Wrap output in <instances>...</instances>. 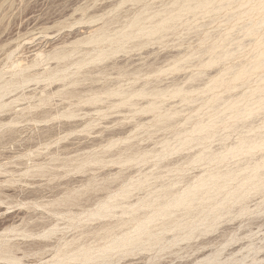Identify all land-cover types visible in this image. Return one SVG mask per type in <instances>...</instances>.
Segmentation results:
<instances>
[{
  "label": "bare ground",
  "instance_id": "1",
  "mask_svg": "<svg viewBox=\"0 0 264 264\" xmlns=\"http://www.w3.org/2000/svg\"><path fill=\"white\" fill-rule=\"evenodd\" d=\"M131 1L135 4L139 2L142 3L141 0H123L122 2L124 4ZM255 1H257V4L253 5ZM170 2V6H168L169 4L167 5V3L165 4L167 5V8H163V10L161 9V11L157 10L158 12L153 14L151 13L149 15H147L146 13L148 12V10H151L153 8L149 7L150 5H146L150 9L144 6L145 8L142 11L138 10L140 12H136L137 14L131 17V19L129 18L130 21L118 30H112L109 26L110 24L106 22L102 26L97 27L95 30L91 31L88 37L75 40L74 42L70 43V48H55L53 49V51L47 54H43V51L42 53L38 52L36 56L31 60H23L22 58L18 59L19 57L17 59H12L13 53L15 51H5V61L2 65H0V114L8 111H13L14 116L8 119L6 122H4V119L0 118V129H3V131L0 132V141H2L6 133H9L10 138L12 140H15L14 135L18 132L15 128L22 123L23 119L24 121L26 119L24 118V115H26L24 111H35L33 113L37 114L36 112L39 108L51 104L50 102L53 97H58L62 101H66L68 105L64 107V110L62 111L61 109L60 111H58L59 109L57 110V112L55 111V114L60 113L57 116L52 114L54 112L48 113L47 110L40 112L41 114H44L43 118L41 117V114L40 116L39 114H37V116H39L40 118L36 117V115L34 114V118L33 116L32 118L29 117L30 122L32 121L37 124L38 122L48 120V118L52 119L53 117H63L67 119L74 118L75 114L78 115V111L83 110V108H81L82 105L95 107L94 110L97 113H102L104 110L105 112H108V110H110L111 112H108L106 114H111L113 110H118L119 108L126 107L129 108V110L125 109L126 112L128 110V113H133L132 115L137 114L135 112H139L138 114L152 113V115H155L162 108V99L164 101L165 99H167L166 97L184 94L188 91L187 88V91L184 90L185 88L182 89L181 87H176L171 90L172 86L169 89L168 85L165 86L164 84L163 85L165 86V88L163 86H161V88L158 87L157 83H160L159 81L155 84L157 86L153 85L154 83L151 85V82L142 83L140 81H137L142 77L144 78L145 76L150 77L152 74H157L156 76H158L159 74V76H161V74H165V72L168 70H172V72L180 71V69L182 68L179 65L181 58L178 56L180 59L176 60L175 57H173L175 61L173 60L174 62L169 68H167L168 70H165L163 67L147 68V65H143L147 69H145L144 67L142 68L141 66V68H135V66L133 67V69L129 70L128 68L130 65L128 66V68L121 67V64H118L115 61L113 62V59H115L116 56L120 53L128 55L130 52H138L140 50L142 51V49H144L148 45H151L153 42H162V39L164 38L166 32H170V30L172 31L174 29L177 30L176 24L182 20L184 14L190 13L192 15H197V12H202L204 13V15L210 13L216 14L219 11H227L226 9L231 7V5L233 6V4H236L237 8L241 9V11H239L238 13H234L232 15V20H241L244 19V17L250 18L252 16H255L256 14H260L259 20L251 21L247 26L244 25L243 29L247 37L257 36L258 38V35L264 37V29H261L264 25V0H174ZM131 15L132 14L128 15V17H130ZM80 23L81 22H79V24ZM180 24L178 26H180ZM259 38L261 39V37ZM263 39H261V41H256V53L252 57V62L243 67L234 66L233 68L220 74V76L210 80L211 86L209 91H211L212 97L208 99V101L204 104V106H202V108H200L201 110L203 109V107H206V109H208L210 113H208V120H201L199 117L200 120L197 121L195 119L196 121H194L189 129L187 128V130H180L178 132L174 131V143H172L173 140L171 141L167 139L168 141L165 140L161 144L160 150L158 148V150H147V147L145 148V146L142 148L134 147L135 145L132 146L133 143L132 145H130V143H128V141L130 140L128 137H126V139H123L122 137V139L114 140L115 134L113 133L115 132L112 131L113 133L105 137V140H102V142L98 139L101 142L100 146H102V149L105 148V150H101L104 151L103 154H99L100 152L98 153L99 155H94L91 153V155L61 160L57 164H53V167L58 170L59 168L71 169L72 167L73 170L68 171L67 173L66 171H63V173L57 172L56 169L54 170L56 172H46L45 167L42 164H38L35 166L37 170H34L35 172H33L31 176L34 178L35 176L61 178L65 177L67 174H69V172L72 171H75L76 173L84 172V169L88 167V165H95L100 169L109 165L127 167V165L145 163L149 159L154 160V158L157 162L159 161L160 163H163L161 161H163L165 158L167 159V157L169 156L187 149H191L192 147L196 148L195 146H192L194 145L192 143H195L196 146L199 145L198 147H201L203 145L202 143H205V141L207 142L210 139L212 140L213 136L216 137L220 132H216V128L218 125H220V127L222 125V128L224 129L233 130L234 126H227L228 123H225L226 120H239L240 117L251 116L255 113L256 110L259 112L260 109L264 108V86L260 83H264V75H260V77L262 75L263 76L261 79L259 77V83L258 80L256 81V84H258V86L250 89L248 92L246 91V93L242 95H236V97L238 98H236V100L234 101H231L229 97V100L225 98L227 100L224 101L223 98V102L221 101V103H218L220 96H218V94H216L214 90L223 87L225 89V92H229L237 88V86L235 85L236 82H242L243 84V82L246 83V81L248 80L247 83H250L249 78L253 75V73L264 68ZM80 45L89 46L90 49L84 50V54L81 59L74 61L70 60L75 53L81 51L79 49ZM221 45L218 42H214L212 46L210 45V48L206 49L207 51H209L210 55L208 61H202L204 63L201 62L202 64L200 65L202 67H211L223 58L225 59L226 57H232L233 53L229 51H218L222 50ZM237 47L239 46L237 45ZM50 61H57L58 63L54 67L51 66L40 71L37 69L43 65H47ZM108 61H110V63L106 64L108 63ZM149 64L151 65V63ZM87 67L88 69H86ZM112 71L115 72V78L117 79L112 78L113 81H110L108 79H111L110 76L113 75L111 73H114ZM226 76H229V79H225ZM142 79L141 81H143ZM39 83H45V89L47 87H51L55 83H59L60 86L51 91H46L47 89H44L41 91V94L34 93L35 90L31 93H24V90L29 87V85H38ZM136 83H138V86L136 85ZM139 83L141 84L139 85ZM174 86L175 84L173 85V87ZM191 92H195V90L188 91L187 93ZM11 94H16V96L11 100L10 103H7L4 99ZM181 99L184 100V97H181ZM221 99L222 98H220V100ZM25 100H33V102L29 103L27 107L21 108L19 111H16L17 109L15 107L11 108L12 104ZM183 100L181 101L183 102ZM98 104L106 105L104 107H102L103 105L99 107ZM72 106L76 109H71L70 107ZM122 109L120 110L122 111ZM163 109L164 107L162 108V111ZM117 110L115 111V113L117 112ZM175 112L173 111L171 113H174V115H176ZM157 114L158 115H156L155 117L160 123V128H164L163 130L174 127L178 121L175 120L176 118H174V116L172 117L171 115L166 114L162 115L160 113ZM198 115L199 114H197L196 117ZM190 118L193 119L192 116H190ZM190 118L189 122H191ZM244 121L245 120H243L242 122ZM218 129L220 130L221 128ZM257 129L258 128H256V130ZM66 130L64 131L66 132ZM252 131L254 130L249 129L248 133ZM86 132L89 133L88 130H86ZM214 132H216L217 135H214ZM117 133L120 132L117 131ZM260 134L254 135V137L252 138H250L251 136L249 138H240L236 141V143L233 142L234 144H232L230 147L223 146V149L217 153L212 152V150L211 152L209 150L207 152L205 150H199L198 152L197 150V153L191 156L188 155L189 157L187 158H185L184 156V161L181 159L183 156H180L181 160L177 159L179 160V165H175V162L173 163L170 161V163L166 162V166L163 165V163V166H159L162 168L165 166V174H163V172L158 173L159 171L156 170L158 174H155L154 172H139L140 174L138 176L131 177V175L124 176V174L122 173L123 171H120L114 176L103 177V179H100L99 181L92 178L82 180L80 187H84V190H74L72 188L70 189L71 185L66 183L65 189H67V191L63 190L59 193L62 194V196H55L54 193L51 198L52 200L46 203L44 202L42 204H35L37 206L40 205L43 207L56 206L57 208L40 209L52 214L55 217L60 216L62 220L66 219V223H63V231L59 230L60 228L58 229L59 224L53 225L52 221V223L31 224L30 222L34 217L31 215L29 216V214V217L27 218L26 216L25 220H22L19 225L10 223L11 225L9 226H3L4 228H2L1 231L4 234H0V262H6L7 264H26L22 259L31 253H35L39 256H43L46 254L49 255L50 259L45 264H105L108 263L114 256H117V254L119 253H122V255H126L128 253H131L134 249L138 250L141 247L150 249L160 246L163 240L166 239V234L168 233H172L174 231V233H176V231H179L181 235H186L182 234V232H186L187 229H193L195 226L198 227L197 223L198 225L203 226V228L205 229H203V232L211 231L213 227L216 226L217 220H219L221 216L220 211L222 210V208L225 209L230 204L242 202L245 197H247V194L250 191L260 189L264 185V171L263 173L261 172V170L264 168V155L261 156L260 159H258L260 162L255 161V163H253L252 165L247 164V166L245 167H243L245 163L243 164V166L235 165V168H232L231 166L228 167L226 164L221 165L230 158L243 156L245 157L246 155L249 156L252 155L253 152L263 149L264 136ZM228 137L229 135L226 137V140L228 139ZM220 142L222 143V139ZM122 143H128L129 145L127 144L124 147L120 146L119 148L118 145H122ZM48 144L49 143H47V145ZM200 144L202 145L200 146ZM116 147V151L112 152ZM201 148L204 149L203 147ZM52 156H54L52 158L53 163H56L58 161V159L55 157L56 155L53 154ZM181 161L183 162L179 163ZM203 161L207 162L208 167L203 171L204 174H202L201 176L195 178L193 177L186 183L181 180L182 178L165 182L166 180H164V178L168 177L170 173L182 172L181 168L184 165H195L198 163H202ZM151 163L153 164V162ZM117 181L120 182L112 187L111 185ZM233 182L237 183V185L232 186ZM181 183H185L186 187L183 188L179 186ZM135 191L142 192V196H138L137 200L134 203H129L127 200H129V198L134 195L133 193ZM89 192H93L94 194H96V192L102 193L101 195H96L94 197L96 208H82L81 206L82 204L80 203V201H83L82 197L84 195H88ZM86 199L88 201L89 196H87ZM224 211L227 210L225 209ZM66 230H75L77 233H74L69 238H66L64 234V231ZM59 232L62 233L60 234L62 236L57 237L58 240L55 242L46 241L42 243L36 241L31 243H24L19 241H12V239L15 238L29 239L33 237L52 239V237L56 236V234ZM190 232L191 234L188 233V240L192 235H195L192 233V231ZM141 251L143 250L141 249Z\"/></svg>",
  "mask_w": 264,
  "mask_h": 264
},
{
  "label": "rangeland",
  "instance_id": "2",
  "mask_svg": "<svg viewBox=\"0 0 264 264\" xmlns=\"http://www.w3.org/2000/svg\"><path fill=\"white\" fill-rule=\"evenodd\" d=\"M122 1L123 0H0V14L3 13L0 15V65H2L5 61L4 60L5 51L6 52L15 51L13 53L12 59H17L19 57L18 59L22 58L23 60L24 59L31 60L36 56L38 52L42 53L43 51V54H47L53 51V49L55 48H70L71 45L70 43L74 42L75 40L88 37L91 31L95 30L97 27L102 26L106 22L110 24L109 26L112 30L113 29L118 30L123 26H125L127 22L130 21L131 17L137 14L136 12H140L138 10L142 11L145 7L146 8L152 7L153 9L148 10L146 14L147 15L151 13L153 14L158 11H161V9L163 10V8H167V5L169 3L171 4L170 1H174V0H141L142 3L139 2L137 4H135L132 1L123 4ZM256 2L257 1H255L254 4L253 3L252 4L255 5L257 4ZM166 3L167 5H165ZM170 4L168 6H170ZM146 5L148 6L150 5V6L147 7ZM226 10L227 11L224 10L219 11L216 14L210 13L204 15V13L202 12L199 13L197 12V15L196 14L192 15L190 13L184 14L183 16L184 19L182 18V20L176 24L177 30L174 29L172 30L173 32L170 30V32L168 31L165 33V36L162 39L163 41L162 42L160 41L162 44L159 41L157 42H159L160 44L157 42H153L154 43V44L152 43L153 45L152 44L148 45L147 47L142 49V51L140 50L138 52L136 51L130 52L128 55L120 53L119 55L116 56L115 59H113V62L115 61L116 63L121 64V67L128 68V66L130 65L128 68L129 70L133 69V67L135 66H136L135 68H139L140 66L142 68L143 67L145 68L146 65L147 68L163 67L166 70L175 61L173 57H175L176 60L181 58L179 65L182 68L180 69V71L172 72V70L167 69L169 72L166 71L165 74L163 73L164 75L161 74V76H159L158 74L159 78L158 76H156L157 74L156 75L152 74L151 75L152 77L145 76L144 78L142 77L143 79L141 78L143 81H141V79L137 81V82L140 81L142 83L151 82V85L153 83H154L153 85H155L159 81L160 83H157L158 87L161 88V86H163L165 88V86L168 85L169 89L172 86L171 90L176 87H181L182 89L185 88L184 89L185 91L195 90V92L187 93L188 92L187 91L184 94L176 95L178 97L176 96L166 97L167 99L164 98L165 99L164 101L162 99L161 106L162 108L164 107V109L162 111L161 108L160 111H158L157 113H160L162 115L163 114L171 115L172 117L174 116V118H176L175 120L178 121L176 123L177 126L175 125L174 127H172L173 129L172 128H169L167 130H163L164 128L161 129L159 126L160 123L157 121L158 119H156L155 117L156 115H158L157 113L155 115L153 114L154 116L152 115V113L138 114L139 112H135L137 114L132 115L133 113L131 114L128 113L129 108L126 107L125 108L122 107L123 109L119 108L118 110L122 109V111L120 110L121 112L116 109L118 113L117 112L115 113L116 110H113L114 112L112 111L111 114H106L111 111L108 110V112L107 111L105 112L104 110L105 108H104L103 112L106 114L105 115L103 112L102 113L98 112L100 113L98 114L94 110L95 107L82 105L81 108H83V110L78 111L77 112L78 115L75 114L74 118L67 119L63 117H58V118L53 117L54 115L57 116L60 114V113L55 114V111L57 112L58 109H59L58 111H60V109L62 111L64 110L63 108L68 105L66 101H62L58 97L57 98L53 97L51 99L50 105H46L44 107L42 106L37 110L36 113L39 114V116L41 114L40 112L42 111L47 110L48 113L54 112L52 113L54 114L52 116L53 118L50 117L52 119L48 118V120L45 121L43 120L44 123L43 121L38 122L37 124H35L32 121L30 122V118H32V116L35 114L33 113L35 111L25 110L24 113L26 115H24V118L26 119L25 121L23 119L22 123L15 128L18 131V132L16 131L17 133L14 135L15 140H12L9 136V133H6L5 137L2 139V141H0V192H1L0 193V227H1L0 234H4L1 231L2 228L14 223L15 225H19L22 220H25L26 216L28 218L30 215L34 217L33 220H31L30 222L31 224L53 222V225L59 224L58 229L60 228L59 230L63 231L64 229L63 223H66L67 221L66 219L62 220L60 216L55 217L52 214L44 210L42 211V209H40V208H57L56 206L43 207L40 205L37 206L35 204H40V203L42 204L44 202L46 203L52 200L51 198L52 195H54V193L55 196H62V194L59 193L63 190L67 191V189H65L66 183L71 185L70 189L72 188L74 190H84L83 189L84 187H80L82 180L87 178H92V179H97L99 181L100 179H103V177L114 176L120 171H123L122 173L124 174V176L131 175V177L132 176L136 177L140 173H146V172L147 173L154 172L156 174L157 173L156 170L159 171L158 173L163 172V174H165L166 168L164 167L167 165V163L175 162V165H179L178 164L179 160L177 159H180V156L181 157L183 156L181 158L183 160L197 153V150L198 152L199 150L200 151L205 150L206 152L208 150L211 152L212 150V152L217 153L223 149V146L230 147L232 144L236 143V141L240 138H249L250 136H251L250 138H252L254 137V135L257 134L259 135L260 133L264 136V124H263L264 108H263L260 109L259 112L256 110L255 113L251 116L240 117L239 120H235V121L226 120L225 123H228L227 126H232V127L234 126L233 130L235 131L224 129L222 128L223 127L222 125L221 127L220 125H218L216 128V132L220 131L218 135L216 134V132H214L213 134L214 135L216 134L217 135L216 137L213 136L212 140L210 139L207 142L205 141V143H202L203 145L200 144V146L202 145L201 147H203L204 149L198 147L199 145L196 146L195 143H192L194 144L192 146H195L196 148L192 147L193 149L192 148L187 149L179 153H176L172 156H169L167 157V159L165 158L163 161H161L164 164L160 163L159 161L158 163L154 158V160L149 159L150 161L148 160L145 163H139L136 165L130 164L127 165V167L109 165L107 167L100 169L98 166L88 165V167L84 169V172L76 173L75 171H72L69 172V174H67L65 177H61V178L58 177L53 178L48 176H37V177L35 176L34 178L31 176V174L37 170L35 166L38 164H42L45 167L46 172L57 171L63 173V171L64 172L66 171L67 173L68 171L73 170V168L72 167L71 169L59 168L58 170L55 167H53L54 166L53 164H57L61 160H66L79 156L91 155V153L94 155L98 154L99 152H100L99 154L101 153L103 154L104 151L101 150H105V148L102 149L100 143L102 142V140H105V137H107L109 134H112L113 132H115L113 133L115 134L114 140L122 139V137L123 139H126V137H128L130 139L128 143H130V145H132L133 143L132 146L135 145L134 147L143 148L145 146V148L147 147V150H151V149L160 150L161 144L165 140L168 139L172 141L174 139L173 138V135L175 134L174 131L178 132L180 130L183 131L187 130V128L189 129V127L194 123V121L196 120L199 121L200 119L206 120L209 117L210 113L208 109H206V107H203L202 110L200 108H202V106H204V104L208 101V99L212 97V93L211 91H209L211 86L210 80L220 76V74L233 68L234 66L243 67L245 65H248V63L252 62L253 61L252 57L256 53V48H255L256 41L257 40L261 41V39L264 38L259 35L258 38L257 36L247 37L243 29L244 25L247 26L248 24H250L251 21L259 20L260 14L259 15L256 14L255 16L250 17L251 19L248 17H244V19L241 20H236V19L232 20V15L234 13H238L239 11H241V9H238L236 4H233V6L231 5V7H229ZM130 14L132 15L128 17V15ZM79 22L81 23L79 24ZM179 24L180 26H178ZM262 27L263 28L261 29H264V25ZM259 37H261V39ZM252 40H254L255 42ZM214 42H218L220 45L222 43L223 45V46L221 45L222 50H218V51H222V52L229 51L233 53L232 57H226L225 59L223 58L219 60L216 64L212 65L211 67H202L200 64L204 63L205 61H208L210 55L209 51H207L206 49L210 48L212 44H214ZM237 45L239 47H237ZM79 49L81 51L75 53L70 60L74 61L81 59L83 57L84 50L90 49V47L80 45ZM57 63H58L57 61H50L47 65H43L37 69L40 71L42 69H46L51 66L54 67ZM109 63L110 61H108V63L106 64ZM149 63H151V65ZM154 64L156 65V67ZM86 69H88V67ZM254 73L249 78L250 83H247L248 80L246 81V83L243 82L244 85L242 84V82H236L235 85L237 86V88L229 92H225V89L223 87L214 90V92L218 94L220 98H222L221 100L219 98L218 103H221V101L223 102V98L225 101L229 97L231 101H234L236 100V98H238L236 97V95L238 96L242 95L246 93V91L248 92L250 89L258 86V84H256L257 83L256 81L259 79L261 74L264 75V68L257 70V72ZM111 74L113 75H111L110 76L111 79L108 80L113 81V79H117L115 78L116 77L115 72ZM262 76L260 77V79L262 78ZM225 79H229V76H226ZM173 83L175 84L174 87H173L174 85ZM260 83L264 86L263 82ZM140 84L141 83H139V85ZM44 85L45 83H39L38 85L31 84L29 85V87H27L24 90V93L26 94L31 93L35 90L34 93L41 94V91L45 89ZM136 85L138 86V83H136ZM58 86H60V84L55 83L51 87H47L46 88L47 90L46 89L45 90L46 91L48 90L51 91L53 89L55 90V88H57ZM15 96L16 94H11L10 96L6 97L4 100H6L7 103H10ZM172 97H176V98H172ZM181 97L182 98L184 97V100L186 99L185 101L188 102H185L183 99H181ZM181 100H183V102ZM53 101L56 105L53 103ZM32 102L33 100L21 101L12 104L11 108L15 107L17 109L16 111H19L21 108L27 107L29 103ZM105 105L106 104H100V105L98 104L99 107L100 106L104 107ZM70 108L71 109L73 108V110L76 109L73 106ZM125 109H128L127 112ZM173 111L174 112L176 111L175 112L176 115H174V113H171ZM37 114H35L36 117L40 118L39 116H37ZM197 114L199 115L196 117ZM13 116H14L13 111L12 112L8 111L0 114V118L4 119L5 120L4 122H6L8 119H10ZM190 116H192L193 119H191ZM34 117L35 116H33V118ZM41 117L43 118L44 114H41ZM189 118L192 123L189 122ZM241 118L245 121L242 122L243 120ZM218 128H221L222 131L221 129L219 130ZM256 128H258L259 130L258 129L256 130ZM63 129L64 130L67 129L69 133L67 130L65 132ZM247 129L248 130L252 129L254 131L248 133ZM86 130H88L89 133H87ZM2 131L3 129H0V132ZM117 131L120 132L122 135L120 133H117ZM116 133L119 135H117ZM228 135L229 137L226 140V137ZM221 139H222V143L220 142ZM174 142L175 141L173 140L172 143ZM47 143L49 144L47 145ZM128 143H122V145L120 144L118 146L119 148L120 146L124 147ZM116 149L117 147L112 152H115ZM53 154H55L56 155L55 157L58 159L56 163H53L52 161V158L54 157L52 156ZM252 155L249 156L246 155L245 157L243 156L237 158H230L229 160L224 162V164L221 165L226 164L228 167L231 166L232 168H235L237 165L243 166L244 163L245 165L243 167L247 166V164L252 165L253 163H255V161L260 162L258 159H260L261 156L264 155V148L253 152ZM183 161L179 163H182ZM151 162H153V164ZM162 164L165 165L163 168L160 167L163 166ZM207 167L208 164L206 161L205 162L203 161L202 163H198L195 165H184L181 168L182 172L170 173L168 177L164 178V180H166L165 182H169L182 178L181 180L186 183L191 178L199 177L202 174H204L203 171ZM55 169L56 171H54ZM263 171L264 168L261 170V172L263 173ZM119 182L120 181L114 182V184H112L111 186L114 187ZM60 183L62 186L60 185ZM185 183H181L182 185L180 184L179 186L185 188L186 187ZM236 185L237 183L233 182L232 186H236ZM101 194L102 193L99 192H96V194H94L93 192H89L88 195L86 196L84 195L82 197L83 201H80V203L82 204L81 205L82 208H96L94 197L96 195H101ZM133 194H134L132 195L133 197L131 196L129 200H127L129 203H134L137 200L138 196L140 195L142 196V192H138V191H135ZM87 196H89L88 201L86 199ZM2 202H4L5 204ZM73 208H78V207H73ZM223 209L224 208H222V210ZM225 209L227 211H224ZM225 209L223 211L222 210L220 211L221 216L219 220H217L216 226H214L211 231L203 232L205 229L203 228V226H200L197 223L198 227L195 226L193 228L194 230L196 228L195 231L193 229H187V231L189 232L187 231H186L187 233L185 231L182 232V234H186L187 236L181 235L179 231H178L179 233L177 231L176 233H174L175 231L172 233H168L166 234V239L163 240L160 246L153 247L150 249H145L144 247H141L138 250L134 249L135 251L133 250L131 253H128L126 255L125 254L122 255V253H119L117 254L118 257L114 256L112 259H110L111 262L109 261L108 263L109 264H264V185L260 189L250 191L247 194V197H245V199L242 202L230 204ZM5 222L7 223V225ZM200 229L202 233L200 232ZM190 231H192V233L194 231L193 234L195 235H192L188 240L187 237L189 235L188 233L191 234ZM74 233L77 232L75 230L64 231L66 238H69ZM60 234L62 233L61 232L57 233L56 236L52 237V239L33 237L29 239L15 238L12 239V241H19L24 243L25 242L31 243L36 241L42 243L46 241L55 242L58 240L57 237L62 236ZM141 249L143 251H141ZM26 257L22 259L26 264H45L50 259L48 254L39 256L35 253H31ZM0 264H7V263L0 262Z\"/></svg>",
  "mask_w": 264,
  "mask_h": 264
}]
</instances>
